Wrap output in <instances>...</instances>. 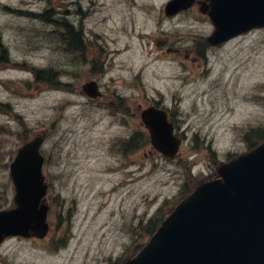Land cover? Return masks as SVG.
Instances as JSON below:
<instances>
[{"label": "rangeland", "instance_id": "1", "mask_svg": "<svg viewBox=\"0 0 264 264\" xmlns=\"http://www.w3.org/2000/svg\"><path fill=\"white\" fill-rule=\"evenodd\" d=\"M167 1L0 0V210L14 206L9 164L16 150L41 132L49 205L47 235L5 238L0 264L122 261L146 241L142 224L215 177L207 156L224 161L251 148L244 129L264 127V28L210 46L206 21L194 14L164 19ZM62 20L88 35L82 54L64 49ZM157 37L167 42L158 46ZM37 69L67 86L35 79ZM91 78L106 97L123 95L128 125L112 124L114 96L93 105L79 92ZM153 101L183 134L178 158L155 154L148 142L121 154L110 149L117 132L138 130L145 139L138 111Z\"/></svg>", "mask_w": 264, "mask_h": 264}, {"label": "water", "instance_id": "2", "mask_svg": "<svg viewBox=\"0 0 264 264\" xmlns=\"http://www.w3.org/2000/svg\"><path fill=\"white\" fill-rule=\"evenodd\" d=\"M213 0L217 25L212 41L222 40L264 23V0ZM192 0H170L173 14ZM89 96L99 94L96 82L83 84ZM141 119L152 145L168 157L181 139L173 134L166 111L148 107ZM43 136L24 143L10 163L15 207L0 210V243L9 235L43 237L48 206L39 147ZM218 178L199 185L162 221L136 255L122 264H264V141L250 152L223 164Z\"/></svg>", "mask_w": 264, "mask_h": 264}, {"label": "flooded vegetation", "instance_id": "3", "mask_svg": "<svg viewBox=\"0 0 264 264\" xmlns=\"http://www.w3.org/2000/svg\"><path fill=\"white\" fill-rule=\"evenodd\" d=\"M201 2L209 3V0H195L193 5L189 9H187L185 12L182 11V13H180V14L193 13L195 15V19L204 20L210 25L211 28H213V25H212L209 17L206 14L201 13L199 11ZM177 15L178 14H176L174 16H170L169 19H173ZM170 51L176 52L177 50L170 49ZM79 92H81V91L79 90ZM114 92H116V91H114ZM114 92L111 93V95H109L107 97L103 93L99 98H97V99H89V100L92 103H94L93 105H103V102L108 97H113L114 96V99L116 98V102L108 104L109 115L111 117H113V123H112L113 125L124 126L126 124V122H127V117H128V103H127V101H125V98L123 97V95L118 94V93H114ZM125 103H126V106H125ZM111 106H113L112 109H111ZM117 134H122V131L121 132H117Z\"/></svg>", "mask_w": 264, "mask_h": 264}, {"label": "trees", "instance_id": "4", "mask_svg": "<svg viewBox=\"0 0 264 264\" xmlns=\"http://www.w3.org/2000/svg\"><path fill=\"white\" fill-rule=\"evenodd\" d=\"M69 26V25H68ZM68 32L67 34L69 35V38H71L70 40V45H74L75 44V47H78V48H82L83 46V38H82V35H81V32L78 31H74L70 26L67 28ZM2 60H5V49L3 47V45L1 44L0 42V62ZM35 79L39 80V79H43V71L41 70H36L35 71ZM139 134L140 132H135V134L131 137V140H130V143L129 145L132 146L134 145L135 143L133 142H138V139L136 138L138 136L139 138ZM258 138H262L264 136V131L261 130L260 128H258V134H257ZM141 140V139H140ZM137 143L134 145L136 146ZM158 219H154V218H151L148 223H145V224H142L141 226H143L142 228L148 232H151L154 225L156 224V221Z\"/></svg>", "mask_w": 264, "mask_h": 264}]
</instances>
